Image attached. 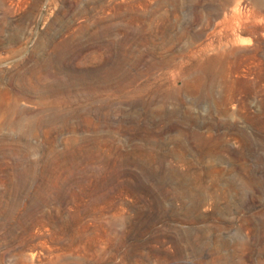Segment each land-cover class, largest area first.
Instances as JSON below:
<instances>
[{
  "label": "rangeland",
  "instance_id": "374dc122",
  "mask_svg": "<svg viewBox=\"0 0 264 264\" xmlns=\"http://www.w3.org/2000/svg\"><path fill=\"white\" fill-rule=\"evenodd\" d=\"M0 264H264V0H0Z\"/></svg>",
  "mask_w": 264,
  "mask_h": 264
}]
</instances>
